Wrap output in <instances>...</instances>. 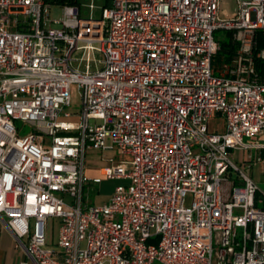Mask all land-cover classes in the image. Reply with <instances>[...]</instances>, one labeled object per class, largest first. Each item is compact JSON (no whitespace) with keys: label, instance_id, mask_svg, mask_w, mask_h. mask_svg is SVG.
<instances>
[{"label":"built area","instance_id":"obj_1","mask_svg":"<svg viewBox=\"0 0 264 264\" xmlns=\"http://www.w3.org/2000/svg\"><path fill=\"white\" fill-rule=\"evenodd\" d=\"M236 1L231 19L221 0H112L100 18L64 6L52 20L45 0H0V219L35 264H264V192L232 157L264 165V0ZM221 29L244 43L227 75ZM91 149L123 158L91 177ZM104 180L123 182L88 205Z\"/></svg>","mask_w":264,"mask_h":264},{"label":"rangeland","instance_id":"obj_2","mask_svg":"<svg viewBox=\"0 0 264 264\" xmlns=\"http://www.w3.org/2000/svg\"><path fill=\"white\" fill-rule=\"evenodd\" d=\"M81 4L80 13L81 16L84 18H100L103 15V9L106 6L107 0H79ZM93 5V8L91 7ZM238 10V5L236 0H221V7H220V17L222 19H231L235 16ZM63 17V8L61 6H52L50 9V18L52 20H58ZM53 28L59 29L61 28L60 25L53 24ZM218 35H223L222 31L218 32ZM241 46L244 47V43L242 41ZM255 44V41H253ZM88 50H81L74 53V58H83V60H86L88 57ZM90 57L92 59H101V53L98 50H92L90 51ZM262 54L264 55V50L262 51ZM78 65V63H76ZM216 66L219 67L220 71L223 72V74H228L230 70V65L227 67L221 66L216 63ZM217 75H220L219 72H217ZM81 104V94L79 89L77 88V85H73L72 87V105L71 107H68L67 110L71 113L76 112ZM67 121H78V116L76 114H73L71 117L63 118ZM16 125L18 128L21 129V135H26L30 132H32V128L29 124L24 123L23 121H16ZM224 121L220 118L214 117V119L210 123V129L212 132H215L217 130H224ZM122 155L118 151H105L102 150H89L88 154L86 156L87 164L90 165L95 171L101 170L102 167L110 166L111 164H115L122 159ZM237 173L236 172H229L228 178L231 181L237 180ZM122 180H105L101 184L98 185H92L89 189L86 188L84 192V200L88 205H103L106 202H108L110 194L112 195L115 187L122 183ZM191 196L189 195L187 197V204L190 203ZM60 225V221L55 219L52 222V237L55 241L58 236V227ZM155 264H161V263H155Z\"/></svg>","mask_w":264,"mask_h":264},{"label":"crops","instance_id":"obj_3","mask_svg":"<svg viewBox=\"0 0 264 264\" xmlns=\"http://www.w3.org/2000/svg\"><path fill=\"white\" fill-rule=\"evenodd\" d=\"M260 32L264 33V31L261 30L257 33V35ZM258 37L259 36H257V38ZM214 65L216 73L219 72L220 74H223V72L220 71L219 67L216 66V57L214 60ZM228 65H230V63H224L221 66L227 67ZM214 117L220 118L224 121V119L219 115H216ZM214 117L212 118V120L214 119ZM224 130L217 131L222 132ZM257 152L258 151L256 150H236L233 151L232 157L238 164L244 166L246 173L249 174L260 185L262 192H264V165L262 163H254L249 159L250 153L255 155ZM103 169L104 167H102L101 170L97 172L90 165H88L86 161V173L91 177L102 176ZM234 182L240 183V179L238 176L237 180ZM22 261H27L28 264H35V262L28 256L25 246L19 243L13 233L6 227L4 222L0 219V264H21Z\"/></svg>","mask_w":264,"mask_h":264},{"label":"trees","instance_id":"obj_4","mask_svg":"<svg viewBox=\"0 0 264 264\" xmlns=\"http://www.w3.org/2000/svg\"><path fill=\"white\" fill-rule=\"evenodd\" d=\"M45 2L51 6H76L81 9L79 0H45ZM112 0H107L106 6H109ZM222 31L223 35H218V32ZM257 36L256 44L253 47V57L258 76L264 79V58L258 56L264 50V33L260 32ZM216 40L219 43V50L216 54V63L224 64L231 63L234 56H236L241 49V42L237 39V31L230 29L218 30L215 34Z\"/></svg>","mask_w":264,"mask_h":264}]
</instances>
